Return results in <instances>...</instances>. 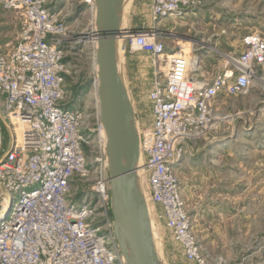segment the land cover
Masks as SVG:
<instances>
[{
    "label": "built area",
    "instance_id": "obj_1",
    "mask_svg": "<svg viewBox=\"0 0 264 264\" xmlns=\"http://www.w3.org/2000/svg\"><path fill=\"white\" fill-rule=\"evenodd\" d=\"M206 2L152 0L150 8L154 19L163 20L194 12ZM51 4L0 0L20 20L16 45L0 54V110L11 128L9 149L0 130V264H127L113 222L101 223L96 212L110 200L107 138L99 111L94 134L102 152L99 177L79 205L68 197L73 176L90 171L85 151L90 132L86 111L70 99L65 83L66 15ZM120 37L124 49L149 50L153 57L148 93L152 120L138 127L141 182L188 263L208 264L182 194L178 166L186 142L213 129L219 95H246L264 81L259 75L264 70V35H245L243 52L230 55L211 80L194 76L199 68L195 50L169 54L156 26L122 29ZM94 86L97 93V77ZM105 214L106 208L100 215Z\"/></svg>",
    "mask_w": 264,
    "mask_h": 264
},
{
    "label": "rangeland",
    "instance_id": "obj_2",
    "mask_svg": "<svg viewBox=\"0 0 264 264\" xmlns=\"http://www.w3.org/2000/svg\"><path fill=\"white\" fill-rule=\"evenodd\" d=\"M58 1L70 32L64 47L65 83L70 99L78 100L76 104L86 111L85 126L90 132L85 145L90 171L73 176L68 196L79 205L93 190L101 167L98 159L102 152L94 137L99 111L94 86L98 66L92 40L96 36V9L92 0ZM151 3L152 0H126L122 29L137 32L156 26L159 41L169 54L184 48L195 50L198 62L202 60L209 75L223 71L230 55L243 52L242 38L264 26V0H207L194 13L163 20L154 19ZM121 42L119 39L120 70L141 128L152 119L148 93L154 73L153 57L149 50L124 49ZM259 75L264 78V70ZM214 110V149L209 151L207 146L199 150L203 145L200 143L191 151L184 147L177 171L194 232L208 264H264V83L257 82L246 95H222ZM4 124L0 118V127L6 128ZM6 138L9 145V125ZM142 187L146 191L144 182ZM146 194L162 261L189 264L164 222L157 219L159 207L151 202L147 191ZM104 208L103 216L100 214ZM96 212L101 223L112 221L110 200L103 207L99 205Z\"/></svg>",
    "mask_w": 264,
    "mask_h": 264
},
{
    "label": "water",
    "instance_id": "obj_3",
    "mask_svg": "<svg viewBox=\"0 0 264 264\" xmlns=\"http://www.w3.org/2000/svg\"><path fill=\"white\" fill-rule=\"evenodd\" d=\"M99 115L107 143L110 205L119 251L127 264H164L156 246L145 190L136 114L120 70L118 40L126 0H95Z\"/></svg>",
    "mask_w": 264,
    "mask_h": 264
},
{
    "label": "crops",
    "instance_id": "obj_4",
    "mask_svg": "<svg viewBox=\"0 0 264 264\" xmlns=\"http://www.w3.org/2000/svg\"><path fill=\"white\" fill-rule=\"evenodd\" d=\"M51 5L55 10H62V9H60L58 0L52 2ZM192 13H194V12H192ZM259 19H261V17ZM263 22H264V20H263ZM257 30L262 35H264V26L261 25L259 27V29H257ZM19 31H20V20L17 17V15L15 14V12L7 11V10L2 9V7H0V54H8L10 52V50L15 46V44L17 43V40H18ZM202 63L203 62L201 60L199 63V68H198L197 72L194 73V76L199 78V79H204V80L212 79L213 77H215L216 72L215 73L213 72L209 75V73H206ZM219 72H221V71H219ZM262 83H264V81ZM254 87H255V85L253 86V88ZM222 95H226V94L219 95V97L214 101V106H215V103L217 102V100ZM0 118L5 123L4 119L2 118L1 110H0ZM4 125L6 128L8 127V125L6 123ZM215 126L213 127V129H211L209 131V133L205 137L198 139L196 141L187 142L184 146L185 149L191 151V149L194 145H196L197 143H200L203 145L200 146L201 148L199 147V150H202L203 148H206L208 146V150L212 151L214 149L213 146L215 144L213 142V140L216 139V137H217L216 136L217 133L216 132L214 133ZM202 141H204V143H201ZM10 143H11V141H10ZM10 143H9V145H10ZM210 145H212V148L211 147L209 148ZM157 219H159V221H162L159 218V212L157 213Z\"/></svg>",
    "mask_w": 264,
    "mask_h": 264
},
{
    "label": "bare ground",
    "instance_id": "obj_5",
    "mask_svg": "<svg viewBox=\"0 0 264 264\" xmlns=\"http://www.w3.org/2000/svg\"><path fill=\"white\" fill-rule=\"evenodd\" d=\"M121 41H122V39H121V37L119 38ZM92 40L94 41V43H95V47H96V43H97V41H96V38L94 37V38H92ZM121 45H122V42H121ZM118 47H119V44H118ZM119 51H120V49H119ZM196 62H197V60L196 59H194ZM103 135L105 136V138H106V133H105V130H104V128H103ZM18 132H19V137L21 138L22 137V129H19L18 130ZM107 164H108V162H107ZM139 177H140V175H139ZM145 194H146V191H145ZM146 198H147V200H148V196H147V194H146Z\"/></svg>",
    "mask_w": 264,
    "mask_h": 264
},
{
    "label": "trees",
    "instance_id": "obj_6",
    "mask_svg": "<svg viewBox=\"0 0 264 264\" xmlns=\"http://www.w3.org/2000/svg\"><path fill=\"white\" fill-rule=\"evenodd\" d=\"M1 129H2V130H1ZM0 130L3 132V135H4V137H5V144H6V147H7L8 145H7V141H6V140H7V138H6V128H4V127L1 128V127H0ZM111 214H112V213H111Z\"/></svg>",
    "mask_w": 264,
    "mask_h": 264
}]
</instances>
